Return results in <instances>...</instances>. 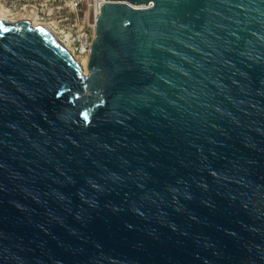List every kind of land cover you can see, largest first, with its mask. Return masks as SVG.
Returning a JSON list of instances; mask_svg holds the SVG:
<instances>
[{"label": "water", "instance_id": "water-1", "mask_svg": "<svg viewBox=\"0 0 264 264\" xmlns=\"http://www.w3.org/2000/svg\"><path fill=\"white\" fill-rule=\"evenodd\" d=\"M94 6L0 19V264H264V0Z\"/></svg>", "mask_w": 264, "mask_h": 264}, {"label": "built area", "instance_id": "built-area-1", "mask_svg": "<svg viewBox=\"0 0 264 264\" xmlns=\"http://www.w3.org/2000/svg\"><path fill=\"white\" fill-rule=\"evenodd\" d=\"M23 7L36 9L43 19L54 17L57 25L53 30L60 40L88 61L97 21L94 0H25Z\"/></svg>", "mask_w": 264, "mask_h": 264}, {"label": "rangeland", "instance_id": "rangeland-1", "mask_svg": "<svg viewBox=\"0 0 264 264\" xmlns=\"http://www.w3.org/2000/svg\"><path fill=\"white\" fill-rule=\"evenodd\" d=\"M25 3V0H0V11L4 10L6 12L7 17L4 18V23L6 24H12V25H16L19 21L22 20H35L36 21V26H51L52 28V32H54V26L56 23V20H54L55 18L50 19L49 17H45V19H43L41 17V14H37L36 12H32V10H30L28 7H23ZM57 24V23H56ZM55 33V32H54ZM57 37L58 34H57ZM59 39V38H58ZM60 41V40H59ZM73 55V54H72ZM80 59V58H79ZM79 66L83 67V72L84 73H88L87 71V66L86 64H82L80 61H78Z\"/></svg>", "mask_w": 264, "mask_h": 264}, {"label": "bare ground", "instance_id": "bare-ground-1", "mask_svg": "<svg viewBox=\"0 0 264 264\" xmlns=\"http://www.w3.org/2000/svg\"><path fill=\"white\" fill-rule=\"evenodd\" d=\"M7 12V11H6ZM6 12L4 11V10H2V11H0V19H2L3 21H4V18L5 17H7V15H6ZM34 13V12H36L37 14L39 13V12H37L36 11V9H34V10H32L31 11V13ZM22 21H24V20H22ZM25 21H28V22H30V24L32 25V26H36V21L35 20H30V19H27V20H25ZM19 22H21V21H19ZM18 22V23H19ZM57 24L55 23V26H56ZM44 28H46L58 41L60 40V38L59 37H57V34H58V32H52V27L51 26H43ZM59 38V39H58ZM64 47H65V49L70 53V55L74 58V60L77 62V60L78 61H80L83 65L84 64H86V66H87V60H86V58L85 57H82V59H79V57L69 48V45L68 44H65L64 42H62L61 40L59 41ZM73 54V55H72ZM78 63V62H77ZM81 67V66H80ZM83 68V67H82Z\"/></svg>", "mask_w": 264, "mask_h": 264}]
</instances>
